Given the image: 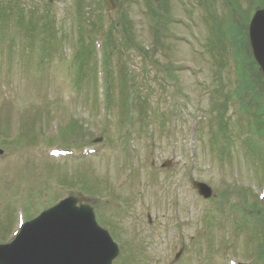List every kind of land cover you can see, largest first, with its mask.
<instances>
[{
  "label": "rangeland",
  "instance_id": "rangeland-1",
  "mask_svg": "<svg viewBox=\"0 0 264 264\" xmlns=\"http://www.w3.org/2000/svg\"><path fill=\"white\" fill-rule=\"evenodd\" d=\"M109 1L106 12L103 0H0V244L75 194L123 246L114 264H264V74L243 44L264 0ZM54 147L74 151L55 159Z\"/></svg>",
  "mask_w": 264,
  "mask_h": 264
},
{
  "label": "water",
  "instance_id": "water-1",
  "mask_svg": "<svg viewBox=\"0 0 264 264\" xmlns=\"http://www.w3.org/2000/svg\"><path fill=\"white\" fill-rule=\"evenodd\" d=\"M250 38L264 71V8L254 15ZM209 197L211 189L196 182ZM80 202L78 206L77 203ZM118 253L109 233L97 225L93 209L69 197L28 222L16 239L0 246L3 264H111Z\"/></svg>",
  "mask_w": 264,
  "mask_h": 264
},
{
  "label": "trees",
  "instance_id": "trees-1",
  "mask_svg": "<svg viewBox=\"0 0 264 264\" xmlns=\"http://www.w3.org/2000/svg\"><path fill=\"white\" fill-rule=\"evenodd\" d=\"M152 11H153V9H151ZM151 11V12H152ZM244 71V67H242V72ZM109 89V88H108ZM133 92H134V90H133ZM132 95H134L130 90H129V96H127V100H126V103L128 102V98L130 97V98H132L131 96ZM137 96V95H136ZM229 98H230V96H229ZM136 104V101L134 102V100H133V98H132V103L130 104V105H133V104ZM221 112H222V110H221ZM72 122V121H71ZM223 127H226L227 128V125L226 124H224L223 125Z\"/></svg>",
  "mask_w": 264,
  "mask_h": 264
}]
</instances>
